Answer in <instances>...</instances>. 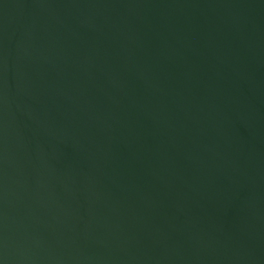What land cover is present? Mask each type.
Instances as JSON below:
<instances>
[{
    "label": "water",
    "instance_id": "obj_1",
    "mask_svg": "<svg viewBox=\"0 0 264 264\" xmlns=\"http://www.w3.org/2000/svg\"><path fill=\"white\" fill-rule=\"evenodd\" d=\"M0 264H264V0H0Z\"/></svg>",
    "mask_w": 264,
    "mask_h": 264
}]
</instances>
